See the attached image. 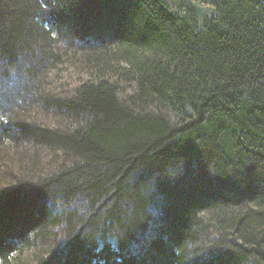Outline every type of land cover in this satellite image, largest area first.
I'll list each match as a JSON object with an SVG mask.
<instances>
[{"label":"trees","instance_id":"obj_1","mask_svg":"<svg viewBox=\"0 0 264 264\" xmlns=\"http://www.w3.org/2000/svg\"><path fill=\"white\" fill-rule=\"evenodd\" d=\"M0 75V264H264V0H0Z\"/></svg>","mask_w":264,"mask_h":264},{"label":"rangeland","instance_id":"obj_2","mask_svg":"<svg viewBox=\"0 0 264 264\" xmlns=\"http://www.w3.org/2000/svg\"><path fill=\"white\" fill-rule=\"evenodd\" d=\"M199 7L200 8H208V6H207V4L205 3H202V2H200L199 3ZM51 66H49V65H47V67H44L43 68V72H44V74L43 75H41V78L42 79H39L38 81L39 82H41L42 80H44L43 81V83H42V85L45 87V85L47 84V86L49 87V88H52V87H55L56 86V82H57V77L60 79V80H62L64 83H65V85L63 86V88L66 90V91H69V90H71V89H73L74 88V83H75V77L76 76H79V79H81L82 78V75H78L76 72H73V70L72 69H65V66L64 65H62V66H60L59 68V70H57V71H49L51 68H50ZM36 68H37V70H38V66H36ZM2 69V68H1ZM3 75H0V80H1V83H0V87L2 86V85H4V88H5V90L4 91H1V89L2 88H0V92H1V94H0V104L1 105H3L4 106V108L5 109H0V116L1 115H5V114H7V113H9L10 112V110H6V109H8V107L7 106H5V105H8V104H5L4 105V102H5V100L7 101V103H12L11 101L13 100V94H15V92H19V90H20V87H21V85L20 86H15L14 87V84L15 83H17V82H15V80L13 81V83H12V78H13V76L12 75H10V78L12 79V80H10V82L8 81V82H5L6 80H4V82H3V77H2ZM28 77H23L22 78V80H23V82L25 83V84H27V82L28 81H30L29 80V78L27 79ZM72 84H74V85H72ZM58 87V85L56 86V88ZM6 89H9V91H10V94L9 95H6L5 93H2V92H5L6 91ZM34 93H32V91L31 90H27V93L26 92H22V94H21V96L19 97V98H16V106L17 107H22V106H24V107H27L26 105L27 104H34V103H36L37 101H36V97L33 95ZM51 94V92L49 91V96H51L50 95ZM12 96V97H11ZM30 96H32V98H35V100H28V98L30 97ZM59 95H57V97H58ZM34 102V103H33ZM5 110V111H4ZM36 111H38V112H36L35 113V118H36V120H38L39 122H44L45 124H47V125H50V124H52L54 127H57L56 125H58L59 127H58V129H62V128H65V127H67L69 124H67V121H66V119H64L63 117H61L60 115H64V114H56V113H54V112H49V111H47V112H45L44 110H41L39 107H37L36 108ZM3 114H2V113ZM34 112V111H33ZM33 112H30V116L31 117H33L32 116V113ZM58 115V116H57ZM76 119V118H75ZM82 122V121H81ZM75 123V122H74ZM78 124H81V123H78ZM75 125H77L76 123H75ZM12 145H14V144H12ZM19 146H16V145H14V147L13 146H9V145H7V144H5L4 142H3V138L2 137H0V184H2V182L6 179V178H8V177H10V173L9 174H7V169L6 168H10V166L11 167H14L15 165H13L12 163H13V161L11 160V158H13L14 156H16V154H18V152H20L19 151ZM43 154H40V156H38L39 157V164H38V167L40 168V170L41 169H43V171H45V172H52L53 170H54V168H52L53 170H51L49 167H50V163H49V160L47 159V158H45V154H46V152H42ZM18 157V156H17ZM73 161V160H72ZM13 165V166H12ZM42 167V168H41ZM5 169V170H4ZM10 172V171H9ZM5 173V174H4ZM6 175V176H5ZM8 176V177H7ZM2 181V182H1ZM32 182H35V181H33L32 180ZM2 185H0V187H1ZM33 187V185H31V186H29V188H32ZM35 189H32V190H28L29 192H27V195H28V197H29V195H31V196H35L34 194H35V192H36V190L34 191ZM30 196V197H31ZM76 203V202H75ZM74 202H72V206H74V208H77V204L78 203H76L75 204ZM149 212H151L152 214V216L151 217H153V219L155 220V218H156V216H157V214H158V211L156 210H154V209H152V210H150ZM150 217V216H149ZM156 221V220H155ZM150 224L152 223V221H148ZM154 226V225H153ZM155 226H156V224H155ZM152 227L150 226V229H149V231H148V236L146 237L147 239L149 238V236H150V234H153V232H152ZM151 230V231H150ZM211 231L209 230V233H210ZM52 233H54V235H55V237H56V242H58V243H62V241L64 242V241H67V237H66V226H59V228H54L53 229V231H52ZM65 237H66V239H65ZM207 238H208V236H207ZM212 240V237L210 236L209 237V239L208 240ZM224 239V238H223ZM210 240V241H211ZM222 240V239H221ZM224 241V240H223ZM225 241H227V237H225ZM37 242V244L39 243V244H41V242L40 241H36ZM206 242H207V240H206ZM213 241H211V243H212ZM208 243V242H207ZM226 243V242H225ZM42 247H43V251L44 250H46L47 249V247H49V248H51V249H53L52 247V241H49V245H42ZM56 247V246H55ZM136 247H138L139 249H141V248H144L143 247V244H137L136 245ZM218 247V246H217ZM131 248V247H130ZM128 250H131V249H129L128 248ZM206 251V250H205ZM214 252H217V250L215 249V251ZM151 254H154V253H152L151 252ZM31 256V255H30ZM29 259H30V257H29Z\"/></svg>","mask_w":264,"mask_h":264}]
</instances>
